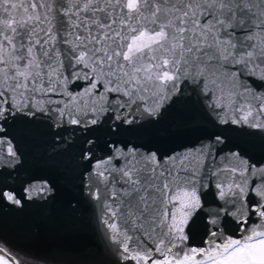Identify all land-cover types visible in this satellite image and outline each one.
<instances>
[{"label": "snow or ice", "instance_id": "obj_1", "mask_svg": "<svg viewBox=\"0 0 264 264\" xmlns=\"http://www.w3.org/2000/svg\"><path fill=\"white\" fill-rule=\"evenodd\" d=\"M261 89L264 0H0V206L32 199L31 182L8 183L22 155L12 129L71 133L125 262L264 264V154L228 135L264 141ZM185 109L214 130L168 122ZM160 134L198 146L165 155L149 146ZM221 145L227 165L205 170ZM197 230L207 247H188ZM0 264L20 262L0 247Z\"/></svg>", "mask_w": 264, "mask_h": 264}, {"label": "water", "instance_id": "obj_2", "mask_svg": "<svg viewBox=\"0 0 264 264\" xmlns=\"http://www.w3.org/2000/svg\"><path fill=\"white\" fill-rule=\"evenodd\" d=\"M63 2L67 6V0ZM193 87L189 84L186 96L191 95L195 99L191 92ZM201 105L204 106V113H210V109L204 105L203 97ZM192 116L208 132L214 130L208 119L214 121L216 117L208 116L205 119L203 113H193L188 109L173 113L168 122ZM228 135L231 143L241 145L249 156L260 158L264 154V141L259 138L238 136L235 133ZM11 136L14 137V146L19 148L22 155L16 166L19 172H14L8 183L18 189H27L29 185L25 182H31L33 191L32 199H25L22 208L11 204L0 206V247L14 256L20 264H132L122 259L116 251L117 245L107 238V229L101 220V203L92 199L89 194L90 190L95 191L92 185L95 177L90 179L85 170L87 161L79 157L76 138L71 133H66L65 143L54 139L44 128L37 130L22 125H16ZM139 142L149 144L146 140ZM149 146L152 150L159 148L165 155L185 153L198 146V135L183 134L168 138L160 134L151 140ZM220 147L224 149V153L218 159L203 162L205 170L209 166L227 165L224 156L228 154L230 145ZM96 155L99 158L104 153L97 151ZM221 177L225 178L223 173ZM212 179L215 180V177ZM205 180H208L207 175ZM44 182L48 183L51 191L41 194L39 189ZM228 234L234 239H240L244 235L232 230ZM188 247H207L206 237L197 230L190 237ZM173 251L181 252V249ZM155 258L163 259L159 254Z\"/></svg>", "mask_w": 264, "mask_h": 264}, {"label": "flooded vegetation", "instance_id": "obj_3", "mask_svg": "<svg viewBox=\"0 0 264 264\" xmlns=\"http://www.w3.org/2000/svg\"><path fill=\"white\" fill-rule=\"evenodd\" d=\"M6 253H8L7 251H5ZM8 256H10V257H14V256H12L11 254H9L8 253ZM6 259L8 258V257H5ZM15 258V257H14Z\"/></svg>", "mask_w": 264, "mask_h": 264}]
</instances>
